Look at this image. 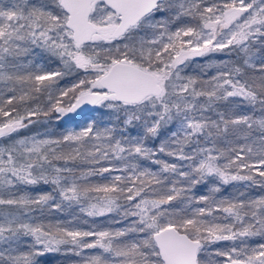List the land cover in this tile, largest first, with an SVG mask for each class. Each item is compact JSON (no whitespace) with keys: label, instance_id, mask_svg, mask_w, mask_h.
<instances>
[{"label":"snow or ice","instance_id":"snow-or-ice-1","mask_svg":"<svg viewBox=\"0 0 264 264\" xmlns=\"http://www.w3.org/2000/svg\"><path fill=\"white\" fill-rule=\"evenodd\" d=\"M256 44L264 0H0V264L61 251L81 264H264V195H219L234 182L264 190ZM37 49L50 63L22 59ZM225 49L243 66L185 73L193 57ZM84 106L115 122L20 135ZM40 184L50 190L33 192ZM71 208L128 223L45 219ZM221 241L231 244L211 248Z\"/></svg>","mask_w":264,"mask_h":264},{"label":"trees","instance_id":"trees-1","mask_svg":"<svg viewBox=\"0 0 264 264\" xmlns=\"http://www.w3.org/2000/svg\"><path fill=\"white\" fill-rule=\"evenodd\" d=\"M7 2V0H5ZM251 55L253 58V63L259 65L261 60L264 59V45L256 44L251 51ZM23 60L27 59H32L33 61H40L43 63H50L47 61L46 54L40 53V50H36L35 53L31 57H24L22 58ZM246 59L245 55L243 53H238V52H231L229 53L228 49H225L224 51H218L214 53H209L207 56L204 57H193L189 62H188V67L185 69V73L188 75H202L204 72H207L208 75H212L216 72V65H221L223 63H228L230 65H241L243 66V61ZM213 65V67H209V65ZM246 71L250 74L253 73L252 69H246ZM73 78H66L65 80L61 81V86L66 85L69 80ZM242 112L246 114H251L255 116H259L260 112L258 109L256 110H250L248 108H242ZM106 109L102 108H95L94 113L92 114V117H89L86 114H83L82 116H78L70 121L64 120L63 118L59 121H57L54 117L58 114L53 113L52 116L53 118L51 119L50 123L44 122L45 118L41 117L39 118L42 122L36 125H32L29 129L22 130L20 135H34V134H39L43 135L46 133H56V134H61L65 131H71V130H78L79 128L84 126V123L86 120L92 118V119H101L103 118L104 122L106 124L109 123L110 119L115 122L114 117L110 118L107 114ZM158 143V141L156 142ZM162 159H170L168 157H161ZM144 164H148L147 161H142ZM155 167V166H152ZM94 180H99V177L93 178ZM236 188H239L242 191L246 192L247 197L249 198H257L261 195H264V190L260 188H245L244 185L240 182H234L233 184H229L226 186L222 187V191L219 195L223 196H230L232 195ZM33 192H44V191H49L50 186L48 185H37L33 189ZM200 191H203L206 193V189L201 187ZM80 216L81 221L87 220L88 223H79V227L83 230H88L89 228H95V229H100V230H116L123 228L127 225L128 221H124L123 223H116L114 222L118 217L115 216V214H110L109 216H104V217H97V218H89V217H83L82 214L78 212V209L76 208H71L67 209L64 212H54L51 215H48L45 217L46 220H51L53 222L60 221V222H66L72 217ZM27 240V238H25ZM259 240L258 237L252 238L249 240L250 244H255ZM230 241H221L216 244H213L211 246L212 249H217V248H225L226 246L230 245ZM22 247H26L23 245ZM101 250L99 249H86L84 252V256H87L92 253L99 252ZM214 259L222 260L223 257H213ZM38 261V264H62V263H76V264H81V257L73 255L70 251L65 252H49L46 253L43 256H39L36 258Z\"/></svg>","mask_w":264,"mask_h":264},{"label":"water","instance_id":"water-1","mask_svg":"<svg viewBox=\"0 0 264 264\" xmlns=\"http://www.w3.org/2000/svg\"><path fill=\"white\" fill-rule=\"evenodd\" d=\"M91 108H92V106H84L85 110H77V113H70V114H68V116L63 117V119L70 121V120H72L78 116H82L83 114H86L88 112V110Z\"/></svg>","mask_w":264,"mask_h":264},{"label":"rangeland","instance_id":"rangeland-1","mask_svg":"<svg viewBox=\"0 0 264 264\" xmlns=\"http://www.w3.org/2000/svg\"><path fill=\"white\" fill-rule=\"evenodd\" d=\"M94 109L95 108L92 107L91 109L88 110L87 115L89 117H92V114L94 113ZM105 175H107V174H105ZM62 264H76V263L70 262V263H62Z\"/></svg>","mask_w":264,"mask_h":264}]
</instances>
